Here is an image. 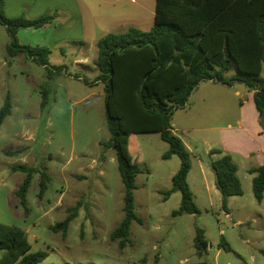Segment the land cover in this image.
<instances>
[{
  "label": "rangeland",
  "instance_id": "1",
  "mask_svg": "<svg viewBox=\"0 0 264 264\" xmlns=\"http://www.w3.org/2000/svg\"><path fill=\"white\" fill-rule=\"evenodd\" d=\"M64 1L50 26L29 31L23 38V45L48 49L51 65L64 66L62 73L52 77L24 54L8 65L9 36L0 24V109L8 93L13 105L12 114L0 128V223L24 229L31 252L48 253L43 264H153L157 259L161 264H264V200L261 204L256 201L253 177L247 171L257 167L261 153L247 161L235 157L244 194L229 199L227 212L220 192L211 188L215 177L202 141L218 142V132L210 129L226 126V114L231 119L230 103L221 101L223 97L232 100L236 90L241 96L247 94L242 84L234 90L204 84L173 118L178 135L194 153L190 183L200 214L172 216L182 195L176 192L165 200L163 192L172 188L180 159H163L169 145L160 133L136 134L127 152L143 170L134 191L142 223H132L131 243L126 248L111 239L125 217V187L115 150L104 147L111 138L104 84L90 86L83 79L92 82L99 75L95 63L103 37L131 27L151 30L156 0H80L85 28L71 23L77 7ZM45 92L49 103L42 109ZM211 110L212 114L218 112L217 119L211 118ZM15 165L35 167L51 177L41 195V174H34L27 194L28 213L16 195L26 174L15 172ZM75 207L77 216L67 235L53 232L51 227L65 220ZM198 228L205 231L208 242L202 257L194 247Z\"/></svg>",
  "mask_w": 264,
  "mask_h": 264
},
{
  "label": "trees",
  "instance_id": "2",
  "mask_svg": "<svg viewBox=\"0 0 264 264\" xmlns=\"http://www.w3.org/2000/svg\"><path fill=\"white\" fill-rule=\"evenodd\" d=\"M57 14H45L36 19L25 16L10 18L5 2L0 0V24L8 33L7 53L10 58L24 54L43 66L48 76L60 74L64 66L50 64V51L32 48L20 43L22 29L39 30L52 24ZM95 65L99 75L94 81H83L90 86L104 84L106 121L111 138L104 145L116 152L118 168L125 187L124 214L111 239L121 249L130 243L133 222L142 223L136 213L134 191L136 178L142 173L139 163L128 154L130 141L141 133H160L169 145L164 160L174 156L180 159V169L172 178V188L163 192L164 199L179 192L180 207L173 217L200 214L195 195L189 183L192 170V153L183 139L174 132L173 118L183 110L193 93L204 82L227 87L243 84L254 93V103L264 130V0H156L154 26L149 31L131 27L124 33H110L98 42ZM80 79V77H77ZM44 93L42 109L49 103ZM12 100L8 93L0 109V128L12 114ZM219 155L217 159L213 156ZM215 175V185L222 196V207L228 212L229 199L243 196L238 166L229 154L221 149L208 153ZM13 170L26 174L16 195L27 208V194L34 174H41L42 195L51 182L46 172L35 167L15 165ZM253 193L256 201L264 200V164L252 168ZM78 207L70 209L69 216L51 227L55 233L67 235L70 224L77 216ZM197 255L208 250L205 231L198 228L194 239ZM27 232L18 227L0 223V264H43L48 253L31 252ZM225 249L230 250L225 246ZM139 264H148L142 261ZM153 264H161L157 259ZM179 264H207L206 262Z\"/></svg>",
  "mask_w": 264,
  "mask_h": 264
},
{
  "label": "crops",
  "instance_id": "3",
  "mask_svg": "<svg viewBox=\"0 0 264 264\" xmlns=\"http://www.w3.org/2000/svg\"><path fill=\"white\" fill-rule=\"evenodd\" d=\"M4 2H5L6 15L8 17L17 18V17L25 16L29 19H36L45 14L59 13L61 11L60 7H62L61 4L63 6L65 5L64 0H4ZM70 3L72 7L73 6L77 7L74 13V16L70 18L71 23H73L74 25H80L82 28H85L84 10L80 6V0H70ZM48 26H45V27H48ZM32 30H35V29L30 28V29L20 30V32L18 33L20 43L22 44L25 43L23 38L26 37L28 32ZM16 58L17 56L14 58H10L8 65L14 64L17 61ZM208 83H212L215 85H221V84H216L214 82H204L199 86V88L202 85L208 84ZM224 87L234 90L236 89L237 84L234 85L233 87H227V86H224ZM223 98L224 99H222L221 101L223 105L228 104V103H230L231 105L230 106L231 119L229 118V114H226L225 118H228L226 126L224 125L212 126V128L210 129V131L212 132H216V131L218 132V136H217L218 142L216 144L214 145L210 144L209 140L206 138L202 139L204 146L206 147V154H208L209 151L212 149H215V148L221 149L224 154L231 155L234 162L236 163L235 157L243 161H247V160H251L255 158L258 153H261L262 158L260 159V162L257 165V167H260L261 165L264 164V130L260 126L259 113L254 103V93L248 90L247 94H245L244 96H241L240 90H236V92L234 93V97L232 99L234 101L229 100L227 97H223ZM226 101H229V102H226ZM218 117H219L218 112L216 111V114H212V110H211V118L217 119ZM173 127H174V132L178 135L177 131L179 130V128H175L174 124H173ZM185 144L188 147L189 151L194 156V153L192 152L191 148L188 146L186 142ZM219 157H220L219 155H215L212 157V159L215 160ZM196 158L199 160L200 162L199 164L201 168L204 170L203 162H201L202 157L198 155L196 156ZM236 164L238 166V172H239V165L238 163ZM257 167L248 168L247 169L248 173L250 169L257 168ZM193 169H194V164L192 161L191 172L193 171ZM177 172H174V175ZM191 172L188 178L189 183H190ZM252 177L254 176L252 175ZM206 184L207 183L205 181L204 182L205 187L207 186ZM190 186L192 188L193 193L195 194L194 187L191 185V183H190ZM214 187L216 188L215 181H214V185L212 184L211 188L214 189ZM1 255H2V252H0V256Z\"/></svg>",
  "mask_w": 264,
  "mask_h": 264
}]
</instances>
